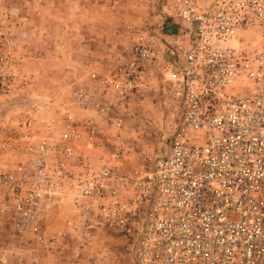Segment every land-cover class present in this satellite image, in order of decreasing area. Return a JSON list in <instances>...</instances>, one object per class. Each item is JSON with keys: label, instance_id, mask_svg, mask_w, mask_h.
I'll return each instance as SVG.
<instances>
[{"label": "built area", "instance_id": "built-area-1", "mask_svg": "<svg viewBox=\"0 0 264 264\" xmlns=\"http://www.w3.org/2000/svg\"><path fill=\"white\" fill-rule=\"evenodd\" d=\"M163 12L175 32H137L129 59L92 72L0 174V217L51 255L71 237L78 258L105 232L134 264H264V0H166ZM154 68L172 119L134 163L124 118ZM63 197L65 229L48 234V201Z\"/></svg>", "mask_w": 264, "mask_h": 264}, {"label": "rangeland", "instance_id": "rangeland-1", "mask_svg": "<svg viewBox=\"0 0 264 264\" xmlns=\"http://www.w3.org/2000/svg\"><path fill=\"white\" fill-rule=\"evenodd\" d=\"M166 0H0V174L20 160L25 146L38 141L52 112L74 90L88 92L90 74H109L129 59L137 32L157 31L171 18ZM166 19V20H165ZM174 30V28L166 29ZM124 118L134 163L139 150L163 146L171 116L164 84L149 70ZM50 103V107L45 105ZM56 116V115H54ZM53 117V116H52ZM66 197L48 201L45 232L64 228L70 214ZM20 237L0 217V264H134L132 246L117 236L99 233L73 257V238L55 255ZM32 249L40 255L32 259Z\"/></svg>", "mask_w": 264, "mask_h": 264}, {"label": "crops", "instance_id": "crops-1", "mask_svg": "<svg viewBox=\"0 0 264 264\" xmlns=\"http://www.w3.org/2000/svg\"><path fill=\"white\" fill-rule=\"evenodd\" d=\"M166 20V19H165ZM176 22H178V20L177 19H171V21H170V19L169 20H167V22L165 21V24L163 25V27H164V29L166 30L167 29V24L168 25H170V26H172L173 28H174V30H171L172 32H175L176 31V27L178 26V25H175L176 24ZM171 27V28H172Z\"/></svg>", "mask_w": 264, "mask_h": 264}]
</instances>
